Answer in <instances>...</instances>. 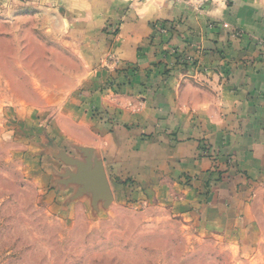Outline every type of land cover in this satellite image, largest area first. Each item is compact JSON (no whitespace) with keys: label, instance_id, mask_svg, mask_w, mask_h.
<instances>
[{"label":"crops","instance_id":"1","mask_svg":"<svg viewBox=\"0 0 264 264\" xmlns=\"http://www.w3.org/2000/svg\"><path fill=\"white\" fill-rule=\"evenodd\" d=\"M12 2L81 61L57 135L94 149L113 199H166L170 185L209 231H253L264 215V0Z\"/></svg>","mask_w":264,"mask_h":264},{"label":"rangeland","instance_id":"2","mask_svg":"<svg viewBox=\"0 0 264 264\" xmlns=\"http://www.w3.org/2000/svg\"><path fill=\"white\" fill-rule=\"evenodd\" d=\"M35 11L0 0V264H264V215L253 231H209L170 185L166 199L106 204L67 182L61 153L84 155L57 125L83 65Z\"/></svg>","mask_w":264,"mask_h":264},{"label":"water","instance_id":"3","mask_svg":"<svg viewBox=\"0 0 264 264\" xmlns=\"http://www.w3.org/2000/svg\"><path fill=\"white\" fill-rule=\"evenodd\" d=\"M84 155L83 160H79L61 153L62 159L71 165H75L76 171L68 173V183L74 182L80 184L78 193L91 192L94 202L104 200L106 204L113 201V195L109 188L108 180L101 160L91 147L80 148Z\"/></svg>","mask_w":264,"mask_h":264},{"label":"built area","instance_id":"4","mask_svg":"<svg viewBox=\"0 0 264 264\" xmlns=\"http://www.w3.org/2000/svg\"><path fill=\"white\" fill-rule=\"evenodd\" d=\"M130 3H136V2H140L142 0H129ZM186 3H188L189 5H191L192 7H194L195 9H201L203 6H205L206 4L210 3L212 0H183ZM224 26H226L224 24ZM261 44H264V39L260 41Z\"/></svg>","mask_w":264,"mask_h":264}]
</instances>
